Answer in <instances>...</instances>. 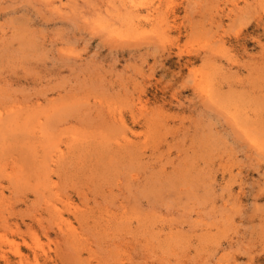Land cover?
Wrapping results in <instances>:
<instances>
[{
  "label": "rangeland",
  "instance_id": "obj_1",
  "mask_svg": "<svg viewBox=\"0 0 264 264\" xmlns=\"http://www.w3.org/2000/svg\"><path fill=\"white\" fill-rule=\"evenodd\" d=\"M0 264H264V0H0Z\"/></svg>",
  "mask_w": 264,
  "mask_h": 264
}]
</instances>
